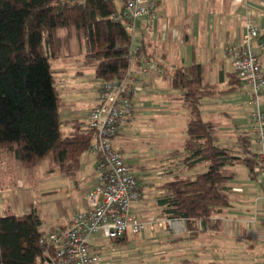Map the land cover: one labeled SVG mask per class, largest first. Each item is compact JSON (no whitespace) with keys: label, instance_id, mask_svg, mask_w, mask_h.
Here are the masks:
<instances>
[{"label":"crops","instance_id":"1","mask_svg":"<svg viewBox=\"0 0 264 264\" xmlns=\"http://www.w3.org/2000/svg\"><path fill=\"white\" fill-rule=\"evenodd\" d=\"M152 1L155 17L152 21L146 17L137 20L139 39L134 44L146 43L149 72L140 75L138 69L141 62L132 61L130 75L142 80L143 84L135 83L137 92L132 97L134 118L120 126L113 139L114 147L132 168L126 150L128 128L138 117H149L151 122L156 120L158 117L154 116V111L159 114L161 106L176 103L185 108L180 92L172 87L170 73L175 67L200 63L203 65L204 80L213 90L201 100L202 117L214 123L223 145L235 143L241 132H250L251 149L256 153L250 117L253 106L250 88L233 74L225 49L229 44L241 43L247 22L257 27L264 26V0ZM259 58L264 70V50L259 52ZM87 79L82 69L70 71V77L59 82L58 90L61 119L65 122L79 121L83 128L88 111L97 102L101 83L95 75ZM186 111L185 126L189 118ZM185 126L179 132L181 145L185 138ZM62 130L69 133L72 125L66 123ZM173 132L169 129L170 139ZM175 149L170 147L168 155L161 160L155 159L147 164L141 161L135 165L138 171L134 174L140 185L141 198L134 202L138 207H132V211L144 222L153 217L162 218L157 215L154 204L155 197L161 194L159 185L171 179L179 169L184 173L204 169L203 166H196L188 170L181 164L177 165V157L172 155ZM33 169V176L30 177V168L23 166L11 154L0 153V217L22 216L34 209L41 223L48 224V230L40 226L42 231L47 232L54 226L66 225L72 213L88 209L87 192L94 184L97 173V158L88 150L81 155L79 169L74 175L63 173L57 164L40 173ZM231 169L230 204L211 218L212 226L197 222V233L191 235L184 221H176L170 229L161 223H157L161 226L158 230L156 225L153 229L148 225L154 238L159 239V234L163 232L167 240L169 259L165 264H197V261L202 264H264L263 187L253 174V168L238 164ZM150 202V206L146 204ZM124 237L127 240V234ZM91 241L100 251L118 245L114 240L101 238L100 234L92 236ZM124 247L122 249H126ZM102 258L105 264H140L132 257L122 256V259L118 254L112 255L109 260L103 255Z\"/></svg>","mask_w":264,"mask_h":264},{"label":"trees","instance_id":"2","mask_svg":"<svg viewBox=\"0 0 264 264\" xmlns=\"http://www.w3.org/2000/svg\"><path fill=\"white\" fill-rule=\"evenodd\" d=\"M118 12L116 0H0V153L11 154L25 167L49 157L67 175L78 171L91 138L81 122L61 119L51 61L64 56L62 46L75 32L84 40L82 64L92 67L100 81L116 79L133 60L139 64L146 43L137 45L133 58L128 56L133 34L124 20L111 18ZM61 29L67 30L64 38ZM202 68L200 63L178 66L170 76L189 114L183 143L172 155L188 170L204 169L177 170L158 186L161 194L154 203L159 217L182 219L191 235L197 233V222L212 226L211 218L229 206L231 168L243 164L252 169L257 163L250 132L223 145L214 123L202 117L201 100L213 93ZM66 123L72 125L69 133L62 130ZM40 226L34 209L0 217V264H37L45 249ZM124 236L113 240L120 244Z\"/></svg>","mask_w":264,"mask_h":264},{"label":"built area","instance_id":"3","mask_svg":"<svg viewBox=\"0 0 264 264\" xmlns=\"http://www.w3.org/2000/svg\"><path fill=\"white\" fill-rule=\"evenodd\" d=\"M119 12L112 13L114 20L122 19L125 28L132 34L136 22L142 17L152 21L155 17L152 0H116ZM264 50V26L245 24L240 44H229L225 53L231 68L250 88L253 108L250 112L252 131L257 145V163L252 172L264 190V70L259 52ZM138 51L134 44L128 56L133 58ZM138 73L147 74L150 58L143 55ZM130 68L116 79L101 81L96 104L88 111L84 134L91 138L89 153L97 158L96 180L87 192L88 209L72 213L66 225H57L40 237L45 246L37 257V264H105L101 251L91 238L113 240L123 237L128 231L139 233L144 225L151 229L154 223L171 228L178 218H154L144 222L132 211V204L141 196L138 179L120 152L113 139L120 126L134 118L133 95L142 80L130 75ZM136 83V85H135Z\"/></svg>","mask_w":264,"mask_h":264},{"label":"rangeland","instance_id":"4","mask_svg":"<svg viewBox=\"0 0 264 264\" xmlns=\"http://www.w3.org/2000/svg\"><path fill=\"white\" fill-rule=\"evenodd\" d=\"M66 31V29H61L60 35L62 38H64L66 35ZM138 39L139 33L135 29L133 32V44H136ZM84 50L85 47L82 35H80L79 38L74 32V36L70 37L67 40V43H64L62 46L64 56L60 59L51 61L54 84L58 90L60 89L59 82L63 79H68L70 77V71L74 72L77 69H82L83 75L86 79L90 75L94 76V69L82 64ZM68 51H70L72 54L68 55ZM64 70L66 71L63 72ZM172 111L173 113L171 114ZM158 112L160 113L158 114L156 111H154V116L158 117L156 120L151 122L149 117H138L137 121L134 122L133 125L127 130L129 135L126 136V150H128L127 153H129L130 159L128 161L132 166L131 169L134 173H137L138 171V169L135 167L137 163L142 161L143 163L147 164L149 162L155 161V159L161 160L168 155V150L170 147L176 149L180 148L181 144L179 136L181 133L180 131L185 126V119L187 117L186 109L183 107V105L175 103L169 106H161ZM169 129H173L174 131L172 139H170ZM172 141L173 144H171ZM52 166L54 167L56 164L54 161H50V159L47 158L44 159V161H41V163L27 168L31 169L30 177H32V170H34L33 168L36 169V172L40 173V171L46 170ZM148 189L149 191L152 190L150 188ZM154 193L155 192H153V194ZM151 202L146 204L150 206V204H152ZM132 207L136 208L138 206L136 203H133ZM151 219H154V217ZM154 225L157 226L156 230L161 229V226L157 225V223H154ZM43 227L45 230H48L49 228L47 223H41V228ZM126 234L127 240H125L124 243L122 242V245L117 243L118 245H114L110 249L101 251L104 258L106 257L109 260L112 255L118 254L121 256V258L122 256L123 258L132 257L140 264H165V262H167L169 259V255L167 256L169 248L167 247V240L164 237L163 232L159 234V239H156L154 238V233L149 229L148 225L145 224L139 233L132 234L130 231H128ZM123 246H125L124 248L126 249H122ZM216 257L218 258L219 256ZM196 263L202 264L201 261H197ZM127 264L133 263L128 262Z\"/></svg>","mask_w":264,"mask_h":264}]
</instances>
